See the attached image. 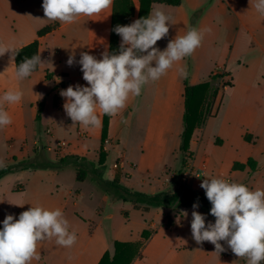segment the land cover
<instances>
[{
	"label": "crops",
	"instance_id": "crops-1",
	"mask_svg": "<svg viewBox=\"0 0 264 264\" xmlns=\"http://www.w3.org/2000/svg\"><path fill=\"white\" fill-rule=\"evenodd\" d=\"M114 1L112 7L100 15L79 17L76 23L68 25L42 20L45 19L43 0H0V43L10 44L18 50L38 40L42 61H51L53 65L52 68L45 63L29 78L17 81L14 77L15 59L13 64L10 53L0 56V96L10 89H19L24 93L21 103L4 105L12 123L0 128V137L4 140H20L22 153L28 151L30 139L33 151L36 149V154L39 155L43 151L45 156L46 150L51 147L56 149L59 141L68 143V147L58 153L59 162L68 159L64 164L54 170L32 169L24 172L23 183L17 184V187L15 185L5 194V198L8 195H20L26 201V210L32 206H42L49 210L61 209L69 221L70 231L77 234V241L71 248L58 246L54 239L41 242L38 246L40 259L33 260L32 264H99L106 253H109L110 260L113 259L117 242L140 241L144 242L143 247L131 264H247L246 260L236 257L227 249L226 244L224 247L227 250L219 256L213 253V244L204 242L197 245L191 234V212H187V218L182 214L188 208L132 204L134 212L124 208L120 212L126 216L124 227L128 223L136 226L123 227L119 231L113 225L104 228L103 220L111 221L118 213V210L110 208L113 199L105 189L106 186L111 187V183L132 189V177L135 172H139L144 176L142 183L150 182L153 190V193L146 195L153 196L167 191L170 195L174 194L179 190L177 176L188 156L194 158L198 169L204 170L209 177H215L213 171L207 170L204 164H197L192 152L193 145H197L199 151L207 126L195 130L189 153L185 158L181 157L177 167L165 163L170 137L176 138V141L178 139L176 144L179 151L181 155H185L180 149L184 131L185 82L190 86L199 84L197 81L190 82L191 70L187 57L159 80L150 81L144 86L140 96L130 97L126 108L120 114L110 117L107 139L103 144L106 154L105 169H99V176L89 172L84 181L78 180L79 168L87 169L86 165L90 166L87 170H92V165L99 167L104 114L98 112L101 119L99 127L72 125L63 109L65 99L60 92L70 85L88 86L83 80L81 66L78 63L68 66L70 55L74 54L76 61H79L81 52H88L97 59L102 58L101 53L105 50L111 52ZM130 3L133 14L129 24L138 19L140 8L139 0H130ZM223 5H226L228 13L235 16L237 38L246 35L254 44L252 51H248L246 55L249 58L247 65L240 66L247 77L236 97L229 103H223L226 95L234 89L233 83L232 87L223 88V91L217 90L216 86H211L209 90L210 93L213 90L217 93L212 102L211 118L221 127L215 134L223 137L219 138L221 147L226 146L232 150L228 151L229 168L232 172H239L241 170H234V164L238 162L235 157L237 150H254L264 143V16L256 11L250 0H227ZM203 6H206L205 0H183L177 7L154 4L151 12L160 9L172 17L168 35L158 41L156 47L164 50L169 40L177 35H185L191 27L202 32L220 27L217 26L218 20H223L225 14L219 9L214 16L210 12L211 6L204 8V13L197 22L194 20V13ZM47 26H52V31L39 36V31ZM118 44H121L120 36ZM195 53L196 50L194 55ZM251 53H254L253 57ZM221 63L222 66L215 70L220 71L224 67L228 70V60ZM182 66H186L187 78L181 77L177 71ZM214 71L210 72V80ZM259 74L260 78L257 79L256 75ZM248 135L251 136L250 141L245 140ZM91 138L96 140L98 152L95 154L89 148ZM128 150L131 153L137 152L139 156L129 158ZM22 158V155L13 156L16 162ZM120 158L123 168L115 170L113 165ZM250 158L239 163L246 164ZM255 161L258 163L257 170L253 172L246 167L244 172L254 175L259 169V162ZM164 164L166 167L161 179L151 180L146 177L158 165ZM6 178L4 176L0 179V187ZM87 184L91 189L90 200L85 203L82 187ZM191 186L195 188L198 183L192 182ZM137 213L145 215L139 216ZM205 217L206 223H214L212 215L205 214ZM0 224L3 225L2 222ZM144 231L150 233L146 240L142 237Z\"/></svg>",
	"mask_w": 264,
	"mask_h": 264
},
{
	"label": "clouds",
	"instance_id": "clouds-1",
	"mask_svg": "<svg viewBox=\"0 0 264 264\" xmlns=\"http://www.w3.org/2000/svg\"><path fill=\"white\" fill-rule=\"evenodd\" d=\"M112 4L113 0H43L45 19L42 20L71 25L79 17L100 15ZM254 7L264 16V0H256ZM171 20L172 17L165 11L155 9L146 17L113 29L121 37L118 52L105 50L100 59L81 52L79 61L74 54L69 56L68 66L78 63L83 80L88 85H70L60 92L65 99L63 109L72 125L99 127L101 119L98 112L110 117L120 114L130 97L140 96L145 85L159 80L201 46L204 33L191 27L185 35L169 40L164 50L156 47L157 42L168 35ZM6 53L11 54L14 64L18 53L10 44L0 43V56ZM45 63L53 68L51 61H42L40 53L25 58L16 66L14 77L23 81ZM177 71L181 77L187 78L186 66L178 67ZM23 96V91L19 89L7 90L0 96V128L12 123L4 105L19 104ZM0 166H3L2 162ZM203 175L200 187L211 204L210 215L215 220L214 223H206L205 215L195 210L198 203L193 204L190 227L195 243L213 244V253L218 256L230 249L247 264H264V189L251 190L243 183L209 177L206 172ZM182 214L187 218V211ZM2 223L0 264H32L33 260L40 259L38 246L46 240L54 239L58 246L64 248H71L77 241L76 232L70 231L69 221L59 208L49 210L32 206L21 212L18 219L7 215Z\"/></svg>",
	"mask_w": 264,
	"mask_h": 264
},
{
	"label": "rangeland",
	"instance_id": "rangeland-1",
	"mask_svg": "<svg viewBox=\"0 0 264 264\" xmlns=\"http://www.w3.org/2000/svg\"><path fill=\"white\" fill-rule=\"evenodd\" d=\"M206 6L203 8L198 9L194 13V20L197 22L204 13L205 7H210V12L214 14L217 13V10H222L225 14V18L223 20H218L217 29H206L204 30V38L202 40L201 46L196 49V53L191 56L187 57L189 61L190 70H191V78L190 82L203 84H209V90L211 86H216L217 90H222L223 88L228 87L229 85L234 84V89L230 91L229 95H226L223 103L231 102L237 95L238 90L241 88L242 83L244 84L245 78L247 77L244 74L242 67L243 65H247L246 61L249 59L247 55L248 51H252L253 47V40L250 37H239L237 38V33L234 28V14L228 13L226 9V5H223V2L227 0H205ZM252 4H255L256 0H250ZM209 5V6H208ZM219 10V11H220ZM252 57L254 53L250 54ZM228 60L227 67L228 70L224 67L221 70H215L217 67L222 66V61ZM187 61V62H188ZM215 70V71H214ZM214 71L211 74V79H209L210 72ZM231 73V74H230ZM260 73V72H259ZM256 78H260V74L256 75ZM218 80V82H216ZM212 92H216L213 90ZM204 110V107H203ZM207 118L204 127L207 126L205 133L203 134L202 143H200L199 151L197 150V145H193L192 152L196 157L197 164L205 165L207 170L213 171V175L216 178H223L228 179L231 182H238L243 183L249 189L255 190L256 188L264 189V143H261L257 148L254 150L246 149V150H237L236 159L238 162L247 161L248 158L252 157L253 159L259 162V169L253 175H249L247 172L239 171V172H232L229 168V153L228 151L231 150L228 147H221L219 144V138L221 136H216L215 133L220 131V125H217L212 117ZM217 125V126H216ZM183 126V123H182ZM176 138L170 137L169 143V152L166 155L165 163L169 166L177 167L178 162L181 161L182 158H185L187 154L181 155ZM89 148L91 153L95 154L98 152L96 148V140L94 138L90 139ZM218 142V143H217ZM29 148L27 152L22 153L21 150V143L20 140L16 139H8L6 138L1 139L0 137V162H2L3 166H0V171L7 168V166H12L13 170L5 174L7 178L3 181V185L0 187V222H3L5 217L9 214L13 215L16 219L19 218L20 213L26 211L25 205L26 201L22 199V197L18 194L16 195H8L5 198V194L7 191L12 189L13 187H17V184L23 183L24 181V172L34 170H54L55 165L59 162V154L61 153L59 149H55L51 147L50 149L46 150V156L44 155L43 151L41 154H36L33 151V144L30 139H28ZM232 151V150H231ZM14 155H22V159L19 162L14 161ZM129 158H136L139 156L137 152H130L128 150ZM94 157V155H93ZM182 157V158H181ZM112 160H110V163ZM164 166L158 165L156 170L146 177L153 179H161L163 177V171L165 170ZM87 169H90L89 165H86ZM105 173V172H104ZM4 177V176H3ZM142 176L139 172H135L132 177V189L127 187H119V190L116 187H109L107 188L106 192L110 195L113 199V204L110 208H114V211L118 210V213L115 219L103 220L104 221V228L106 226L113 225L116 228V231H119L124 227V219L126 216L124 213H121V209H127L130 212H134L132 208V204H134L135 197H130L128 194L132 193H153V190L150 188V182L146 184L142 183ZM92 178V177H91ZM155 186L158 184L152 183ZM115 186V185H114ZM115 188L117 192H120L122 196L126 199H118L115 197ZM84 193V201L85 203L90 200L89 198V185H85L82 187ZM98 191V190H97ZM199 192H204V189H201ZM167 194L170 192L167 191ZM134 196V195H133ZM18 205H23L17 206ZM117 208V209H116ZM188 208L187 212H191L194 210L193 206L190 207H182ZM196 211L200 212L201 214H210V209L199 205L198 208L195 209ZM141 216L143 213H137ZM145 215V214H143ZM174 217V215H172ZM134 218V217H133ZM214 218V217H213ZM215 219V218H214ZM127 227L129 226H136L135 224L129 225L126 224Z\"/></svg>",
	"mask_w": 264,
	"mask_h": 264
},
{
	"label": "trees",
	"instance_id": "trees-1",
	"mask_svg": "<svg viewBox=\"0 0 264 264\" xmlns=\"http://www.w3.org/2000/svg\"><path fill=\"white\" fill-rule=\"evenodd\" d=\"M183 0H139L140 8L138 13V19L146 17L151 13L154 4H164L168 6H180ZM132 8L130 0H115L113 6V16H112V35H111V52H118V36L113 29L117 25H129V21L132 17ZM53 29L52 26H47L39 31L38 35L43 36ZM18 55L15 56L16 66L19 65L25 58H31L34 55L39 54V41L36 40L22 48L16 50ZM38 71V70H37ZM35 73V72H34ZM232 87V85H229ZM217 93L209 91V84L203 83L195 86H190L185 82V113H184V131L182 134V144L181 152L184 154L189 153L190 142L196 129L203 127L206 119L204 118L203 107L209 102L214 101ZM41 112V109H40ZM39 120V116H38ZM110 116L104 114V124L102 132V147L100 152L99 167L92 165V170H87L85 168L78 169V180L84 181L88 176L89 172L99 176L101 173L99 169H105L106 154L103 150V144L105 143L108 135ZM245 140L250 141L251 136H245ZM189 155V154H188ZM68 159L61 160L55 166L59 167L64 164ZM55 167V168H56ZM246 167H249L251 171H256L258 163L250 158L246 164L235 163L234 170L244 171ZM12 168H6L0 171V179L5 176L8 172H11ZM115 185V186H114ZM111 187H116L119 190L117 184L111 183ZM108 186L105 187L107 189ZM115 188V198L126 199L124 196L117 192ZM131 198L135 197L134 204H145L148 207H165L172 209H180L182 207H192L193 204L198 203V205H203L211 209V204L207 200L205 192H196L189 188H181L177 190L174 194L160 193L157 195H146L143 193H130L128 194ZM134 195V196H133ZM3 225L0 224V229ZM150 233L148 231L143 232V239H148ZM144 242L135 243H123L117 242L115 244V255L112 260H110L109 253H106L99 264H131L132 261L140 254V249L143 247Z\"/></svg>",
	"mask_w": 264,
	"mask_h": 264
},
{
	"label": "built area",
	"instance_id": "built-area-1",
	"mask_svg": "<svg viewBox=\"0 0 264 264\" xmlns=\"http://www.w3.org/2000/svg\"><path fill=\"white\" fill-rule=\"evenodd\" d=\"M212 100L209 101L205 106H204V118L207 119L212 116ZM68 147V143L65 141H59L56 145V148L59 149L60 151L64 150L65 148ZM113 168L115 170L123 168V161L122 158H120L114 165ZM205 171L202 169H198L195 166L194 163V158L192 156H188L185 159V162L182 166V169L180 170L178 176H177V186L179 189L181 188H189V189H194V191L199 192L202 188L200 187L203 179H204V174ZM192 182H197L198 186L197 187H192L191 183Z\"/></svg>",
	"mask_w": 264,
	"mask_h": 264
}]
</instances>
